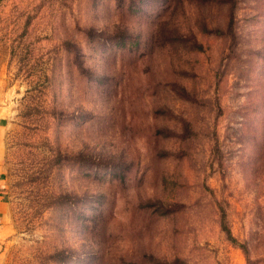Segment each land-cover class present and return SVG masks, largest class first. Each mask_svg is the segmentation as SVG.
Wrapping results in <instances>:
<instances>
[{
    "label": "rangeland",
    "instance_id": "obj_1",
    "mask_svg": "<svg viewBox=\"0 0 264 264\" xmlns=\"http://www.w3.org/2000/svg\"><path fill=\"white\" fill-rule=\"evenodd\" d=\"M0 111V264H264V0H0Z\"/></svg>",
    "mask_w": 264,
    "mask_h": 264
},
{
    "label": "crops",
    "instance_id": "obj_2",
    "mask_svg": "<svg viewBox=\"0 0 264 264\" xmlns=\"http://www.w3.org/2000/svg\"><path fill=\"white\" fill-rule=\"evenodd\" d=\"M6 117L0 111V252L2 251L3 244L8 240L11 229L8 226L10 203L8 200L4 169V152H5V135H6Z\"/></svg>",
    "mask_w": 264,
    "mask_h": 264
},
{
    "label": "trees",
    "instance_id": "obj_3",
    "mask_svg": "<svg viewBox=\"0 0 264 264\" xmlns=\"http://www.w3.org/2000/svg\"><path fill=\"white\" fill-rule=\"evenodd\" d=\"M222 228L225 231V233L228 236V238H230L231 240H234V238L231 236L230 231L228 230V228L225 225H222Z\"/></svg>",
    "mask_w": 264,
    "mask_h": 264
}]
</instances>
